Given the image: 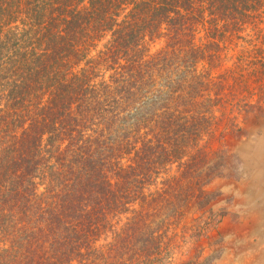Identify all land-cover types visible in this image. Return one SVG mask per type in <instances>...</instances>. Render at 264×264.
Returning <instances> with one entry per match:
<instances>
[{
    "label": "trees",
    "instance_id": "trees-1",
    "mask_svg": "<svg viewBox=\"0 0 264 264\" xmlns=\"http://www.w3.org/2000/svg\"><path fill=\"white\" fill-rule=\"evenodd\" d=\"M260 23L264 0H0V264H170L237 161L211 146L264 84L260 28L238 45Z\"/></svg>",
    "mask_w": 264,
    "mask_h": 264
},
{
    "label": "rangeland",
    "instance_id": "rangeland-1",
    "mask_svg": "<svg viewBox=\"0 0 264 264\" xmlns=\"http://www.w3.org/2000/svg\"><path fill=\"white\" fill-rule=\"evenodd\" d=\"M259 28L264 35V23L245 30L238 43L241 51L261 46ZM253 89L241 96V139L231 134L211 146V151L228 153L237 161L221 162L224 176L210 186L217 197L205 215L194 210L176 228L170 264H264V84H254ZM211 162L218 158L212 155Z\"/></svg>",
    "mask_w": 264,
    "mask_h": 264
}]
</instances>
